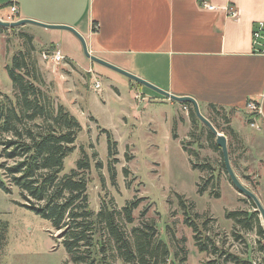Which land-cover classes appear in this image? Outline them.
Segmentation results:
<instances>
[{
	"label": "rangeland",
	"instance_id": "374dc122",
	"mask_svg": "<svg viewBox=\"0 0 264 264\" xmlns=\"http://www.w3.org/2000/svg\"><path fill=\"white\" fill-rule=\"evenodd\" d=\"M0 18L15 20L13 16L1 14ZM30 29L34 31L31 40L27 38ZM56 31L61 30L30 23L0 26V99L8 96L14 100V88L6 66L14 54L31 50L29 45H33L30 59L38 73L37 85L55 105L63 104L82 127L75 141V150L64 161V171L75 166L82 152L89 155L91 167L87 193L90 207L97 211L104 201L120 209L126 201L143 197L133 211V223L125 226L126 231L129 233L133 226L142 225L144 221L152 222L157 230V240L169 248L165 263L181 264L185 256L183 263L200 264L215 256L197 250L192 229L183 221L179 194L193 220L200 224L208 220L205 232L215 238L222 249L251 264L264 263V237L255 228L247 230L235 226L233 220L225 217L226 211L247 210L251 213L255 208L249 198L232 185L222 168L219 152L206 139V126L198 118L193 123L184 120L186 111L182 106L166 108L161 103L149 102L146 107L143 97L131 99L128 88L117 83L119 95L110 86L112 79L95 70L87 71L67 60L56 64L44 60L42 52L59 44L49 38V33ZM50 40L54 46L47 44ZM82 56L88 61L83 50ZM96 82L100 85L98 89L94 87ZM122 95H126V100L121 98ZM131 104L139 107L140 116L131 114L128 108H133ZM170 115L183 123L178 128L177 140L170 135V119L165 120ZM214 122L219 132L227 134L230 162L235 173L264 206L263 126L256 121L262 129L259 131L251 125L253 120H244L247 129L230 133L225 130L227 125L220 116ZM104 129L111 132L117 143L115 162L108 157ZM182 141L187 151L182 147ZM191 161L198 164L196 168L192 167ZM110 165L114 169L113 177ZM124 167L128 173H124ZM1 173L0 169V178L7 183ZM8 186L9 193L0 189V264L71 263L57 237L60 231L52 228L48 220L22 206L25 201L19 190L9 183ZM200 186L203 187L202 193L198 192ZM143 210L144 215L141 214ZM259 219L263 225L260 216ZM108 264L122 263L119 259H112Z\"/></svg>",
	"mask_w": 264,
	"mask_h": 264
},
{
	"label": "crops",
	"instance_id": "0c3cea01",
	"mask_svg": "<svg viewBox=\"0 0 264 264\" xmlns=\"http://www.w3.org/2000/svg\"><path fill=\"white\" fill-rule=\"evenodd\" d=\"M203 2L215 8L207 9ZM12 4L18 8L17 19L69 25L83 36L92 55L171 94L193 97L206 118L217 120L212 111L223 110L234 132L247 129L244 120L264 128V53L254 51L252 43L256 23L264 21V0H0V14L9 17ZM225 6L234 7L237 15L230 16ZM60 30L50 32L49 38L58 41L65 60L111 78L110 86L119 95L117 83L126 86L129 97H143L146 107L149 102L182 106L183 119L191 123L187 104L86 61L76 36ZM28 32L34 35L32 29ZM47 44L53 45V40ZM121 98L126 100V95ZM248 100L259 106L255 117L246 109ZM134 104L129 111L140 116ZM168 119L170 135L174 126L177 140L183 123L174 115Z\"/></svg>",
	"mask_w": 264,
	"mask_h": 264
},
{
	"label": "trees",
	"instance_id": "16d2710c",
	"mask_svg": "<svg viewBox=\"0 0 264 264\" xmlns=\"http://www.w3.org/2000/svg\"><path fill=\"white\" fill-rule=\"evenodd\" d=\"M27 38L31 40L32 36ZM29 47L33 50V45ZM31 50L14 54L6 66L15 95L14 100L8 96L0 99V157L3 158L0 169L1 174L7 178V183L0 178V189L9 193L8 183L15 186L25 201L21 205L48 220L52 228L60 231L57 237L71 262L65 261L62 264H108L112 259H119L122 264H167L169 248L166 243L157 240L154 223L144 221L142 225L133 226L129 233L125 229L126 225L133 223V211L143 197L126 201L120 209L102 201L95 211L89 205L87 193L91 167L89 155L82 152L75 166L64 171V161L75 150V141L82 127L63 104L55 105L44 96L37 85L39 78L30 59ZM185 104L189 107L192 123L197 121L191 104ZM212 114L220 116L225 124L229 122L223 110H213ZM208 119L218 128L214 118ZM173 127L172 137L176 139ZM221 130L224 131L223 128ZM225 130L233 133L228 125ZM103 132L106 134L108 157H112L115 162L117 143L110 131L104 129ZM205 132L210 146L219 152L222 168L226 172L215 135L206 127ZM181 143L187 151L183 141ZM191 163L193 168L198 165ZM96 164L100 166L99 162ZM109 170L113 177L112 165ZM123 171L128 173L126 167ZM198 192H203L202 186ZM177 196L184 214L183 221L192 229L197 250L215 256L200 264H251L222 249L215 238L205 232L208 230V220L201 224L193 220L185 210L183 197L179 194ZM249 201L255 208L252 200ZM141 214L144 215L145 211ZM225 217L233 220L235 226L247 230L255 228L264 237L258 211H226ZM182 261H185V256ZM183 262L181 264H187Z\"/></svg>",
	"mask_w": 264,
	"mask_h": 264
},
{
	"label": "water",
	"instance_id": "95a60500",
	"mask_svg": "<svg viewBox=\"0 0 264 264\" xmlns=\"http://www.w3.org/2000/svg\"><path fill=\"white\" fill-rule=\"evenodd\" d=\"M27 23H30V24H35V25H38V26H41V27H44V28H51V29H65V30H68L70 31L73 35L76 36V38L80 41V44H81V47H82V50H83V53L84 55L89 58L90 60L96 62V63H99L103 66H106L108 68H111L125 76H127L128 78L138 82V83H141L151 89H153L154 91L160 93L161 95L165 96V97H168L169 99L171 100H174V101H177V102H180V103H185V102H188L191 104L193 110H194V113H195V116L215 135V142L216 144L219 146L220 150H221V153H222V156H223V162H224V166H225V170H226V173L232 183V185L235 187V189L245 195L247 198H249L250 200H252V202L254 203L255 205V210L259 212V216L262 220V226L264 228V206L262 205V203L260 202V199L258 198V196L251 190L249 189L246 185H244V183H242V181L238 178L237 174L235 173L233 167H232V164L230 162V156H229V151H228V144H227V138L226 136L219 132L215 127L214 125L212 124V122L206 118L200 111L199 109V105L197 103V101L193 98V97H190V96H178V95H174V94H171L169 93L168 91H165L163 89H160L159 87L149 83L148 81L128 72V71H125L124 69H121L103 59H100L94 55H92L89 51H88V48H87V45H86V41L85 39L83 38V36L78 32L76 31L73 27L69 26V25H64V24H49V23H43V22H40V21H36V20H33V19H28V18H23V19H17V20H12V21H7V20H2L0 18V26H3V27H15V26H20V25H23V24H27Z\"/></svg>",
	"mask_w": 264,
	"mask_h": 264
},
{
	"label": "built area",
	"instance_id": "2783aa9c",
	"mask_svg": "<svg viewBox=\"0 0 264 264\" xmlns=\"http://www.w3.org/2000/svg\"><path fill=\"white\" fill-rule=\"evenodd\" d=\"M203 6L207 9H214L215 6L210 5L208 3L203 2ZM224 9L228 12V14L232 17L237 15L236 10L232 6H225ZM10 17H15L17 20L18 8L15 4L9 6ZM12 21V20H11ZM252 43L254 47V51L258 53H264V21H258L252 31ZM42 57L44 60L52 62V63H60L64 62L65 57L62 54L61 50L57 47H54L50 51H43ZM94 87L98 89L100 87L99 83L96 82ZM139 95H137L138 97ZM246 109L250 112L251 117H255L259 114V106L253 100H248L246 102ZM252 126H256L259 129V126L255 124V121L251 124Z\"/></svg>",
	"mask_w": 264,
	"mask_h": 264
}]
</instances>
